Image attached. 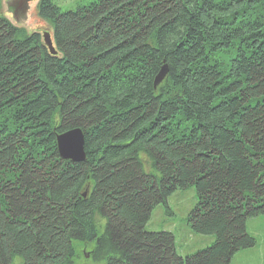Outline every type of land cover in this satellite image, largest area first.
Returning <instances> with one entry per match:
<instances>
[{
    "label": "trees",
    "instance_id": "16d2710c",
    "mask_svg": "<svg viewBox=\"0 0 264 264\" xmlns=\"http://www.w3.org/2000/svg\"><path fill=\"white\" fill-rule=\"evenodd\" d=\"M2 1L0 264H79L78 250L95 264H230L255 245L246 223L264 215V0L66 11L39 0L55 54ZM75 128L80 162L57 148ZM189 186L188 223L215 241L180 257L172 233L146 224Z\"/></svg>",
    "mask_w": 264,
    "mask_h": 264
},
{
    "label": "rangeland",
    "instance_id": "374dc122",
    "mask_svg": "<svg viewBox=\"0 0 264 264\" xmlns=\"http://www.w3.org/2000/svg\"><path fill=\"white\" fill-rule=\"evenodd\" d=\"M62 10L75 9L77 5L87 4L93 0H53ZM19 0H3L1 11L16 26L35 30L42 34L48 32L49 27L44 20L37 15V2H31L26 11L18 8ZM16 7V9H15ZM17 10V12H16ZM17 17H15V14ZM197 192L194 186L177 190L167 199V204H157L146 224L149 231H167L173 234L176 253L180 257L194 254L198 250L206 248L215 241L214 235H203L192 230L188 223V216L197 204ZM247 232L254 237L255 245L237 251L230 264H264V215L250 217L246 223ZM79 264H95L89 258H83L80 250Z\"/></svg>",
    "mask_w": 264,
    "mask_h": 264
},
{
    "label": "water",
    "instance_id": "95a60500",
    "mask_svg": "<svg viewBox=\"0 0 264 264\" xmlns=\"http://www.w3.org/2000/svg\"><path fill=\"white\" fill-rule=\"evenodd\" d=\"M18 8L26 10L27 4L32 0H19ZM44 41L52 54H55L53 41L49 33H45ZM168 72L167 66H163L155 78V87L161 84ZM85 134L80 128L71 129L57 135V148L61 159L73 162L84 161L86 158L85 150ZM89 257V254H86Z\"/></svg>",
    "mask_w": 264,
    "mask_h": 264
}]
</instances>
